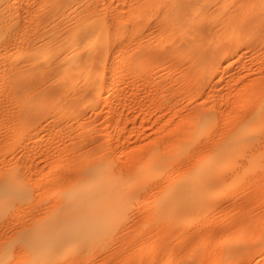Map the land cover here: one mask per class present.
I'll use <instances>...</instances> for the list:
<instances>
[{
  "label": "rangeland",
  "instance_id": "obj_1",
  "mask_svg": "<svg viewBox=\"0 0 264 264\" xmlns=\"http://www.w3.org/2000/svg\"><path fill=\"white\" fill-rule=\"evenodd\" d=\"M12 2L16 26L3 41L6 51H0L6 67L24 66L16 88L0 90V183L8 173L16 190L14 197L0 199V264H22L23 237L57 221L70 205L67 188L98 170L107 183L122 185L100 188L108 191V208L119 215L109 221L101 243L85 249L75 243L68 256L59 251L43 264H264L262 127H255L253 137L260 157L255 165L248 163L261 165L259 172L249 170L228 183L220 178H231L242 165L236 162H246L249 155L243 152L233 158L232 165L239 166L220 170L217 186L201 183L198 196L174 222L158 205L163 192L164 203L170 201L184 175L195 180L202 166L193 167L264 105V6L258 11L256 5L264 2L226 1L234 30L243 38L237 41L222 38L219 22H205L203 12L200 32L211 39L200 50L192 39L162 34L153 9L135 24L107 25L106 41L95 49L103 62L94 86L77 74L64 81L58 69L47 76L33 72L32 62L43 59L34 50L47 44L36 38L47 27L33 19L35 13L45 18L43 3L49 1ZM81 2L117 4L118 17L147 3ZM239 4L250 5L241 10ZM166 8L164 17H173L175 9ZM17 48L22 56L12 59ZM150 155L159 165L139 166ZM31 224L35 232L22 226Z\"/></svg>",
  "mask_w": 264,
  "mask_h": 264
},
{
  "label": "bare ground",
  "instance_id": "obj_2",
  "mask_svg": "<svg viewBox=\"0 0 264 264\" xmlns=\"http://www.w3.org/2000/svg\"><path fill=\"white\" fill-rule=\"evenodd\" d=\"M12 1L0 0V50L3 49V52L7 49L5 47L6 43L3 41L6 37H10L11 34L9 33L16 26V21L10 16L12 12H15ZM48 1L49 3H43L48 4L46 15L43 16L45 18H39V15L35 13L33 19L35 23L39 22V24L47 27L43 32L36 34V38L44 39L47 44L34 50L35 55L43 56V59L41 62H32L33 72L38 73V75L47 76L50 73L53 74V71H57L58 69V76L64 81L70 80L69 76L71 74H77L78 80L86 79L90 86H94L101 76L100 66L103 62L102 53L100 51L95 52V49L106 41L107 37L104 27L107 25L118 26L125 23L135 24L139 21L140 14L146 9L158 11V22L162 27V34L173 33L179 40L181 38L192 39V42L195 43L196 50L202 49L203 44L211 39L210 37H205L203 35L205 33L202 31L200 32L201 23L204 21L201 18L203 12H206V15H208L205 18V22H219L222 38L233 41L243 39L242 36H237L234 30V26L232 25L234 15L227 8V0H146L147 3L131 6L128 9L129 14L123 17H118L119 10L117 4H111L110 2L106 4H104L105 2L103 4L93 2L91 4H83L82 2L80 3V0ZM89 1L91 2V0ZM259 1L264 2V0ZM248 5L250 4H239L237 9L242 10L247 8ZM256 5L258 11H260L259 6H264V4ZM25 6L27 7L28 5ZM168 6L171 9H175L173 17L170 18L164 17V8ZM28 7L26 9L29 13L31 8L29 9ZM30 12L32 13V10ZM67 13H71L72 15L69 16ZM261 14V21L264 22V12ZM186 16H190L191 18L185 19ZM29 19L30 21L32 20V18ZM29 19H25L26 21L24 20V23L26 25L28 21L31 26L32 23ZM185 25L188 27H185ZM257 26L258 23L255 24V27ZM208 33L210 32L208 31ZM29 44H26V48H29ZM25 53L29 56L31 50L26 49ZM19 56H22V53L21 49L17 48L12 59ZM4 61L5 58L1 52L0 90L4 91L6 89L8 91L9 89L13 91L18 81H22V72L19 71L24 65L15 66V63H9L6 67ZM96 67L98 68V72L95 69ZM255 127H262L264 129V105L262 103L258 105L257 112L252 118H247L240 123L214 147L209 155L202 158L193 167L194 171L197 168L196 166H202L201 172H197V178L195 180L184 175L182 182L177 187L178 190H176V193L170 201L165 203L163 192L162 204H158L163 217L166 215V217L174 222L176 217L185 211L192 198L198 196L201 190V183L205 181L210 186L218 185L220 180L218 177L222 176L220 170L242 164L238 167L240 170L237 169L231 178L228 176V178L226 176L220 177L221 179L225 178V183H228L237 175L242 176L245 172H249V170L250 174L251 171L253 173V170L254 173L256 171L259 172L261 165L253 166L256 163V158L260 157H258L259 150H256L259 147L254 144L256 142L253 138L255 136ZM253 139L255 142H253ZM253 145L254 147H251ZM250 147L252 149L254 148L257 152L253 149L255 152L253 151L251 153L252 149ZM244 148H247V150H244ZM248 148L251 149V152H249L250 150ZM243 152L245 153L243 157L246 158L249 155L247 159L244 158L246 164L238 161L236 164L240 163L239 165H232L235 162L234 159L237 161L240 157L239 155H244ZM252 160L255 162L253 164L251 163L252 166H248V163ZM157 165H159V162L151 155L146 159V162L139 164V166ZM100 173V170L95 171L88 177L68 187L66 191L70 205L60 212L59 219L52 223L46 222L44 224L45 229L40 233H33L23 237L24 245L20 247V252H22L23 256L20 257V263L43 264L51 260L59 251L63 255L68 256L72 253V248L75 243L84 249L86 247L90 248L89 246L93 244L101 243L100 238L105 237L103 233L108 231L109 221L119 215L118 209L110 210L108 208L105 198L109 190H115L122 185L120 181H113L111 184L107 183V178L100 175ZM203 178L204 180H202ZM10 179V174L6 173L4 175L5 182L0 183V199L14 197L16 192L12 188ZM17 184L22 187L24 186V181L20 180ZM100 188H106L108 191L100 190ZM117 200V196L111 198V201ZM22 226H26L28 231H36V225L34 224ZM20 252L19 254L21 256Z\"/></svg>",
  "mask_w": 264,
  "mask_h": 264
}]
</instances>
